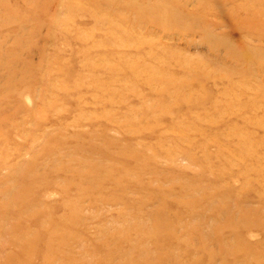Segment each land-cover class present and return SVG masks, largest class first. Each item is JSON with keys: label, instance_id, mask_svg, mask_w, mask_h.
Masks as SVG:
<instances>
[{"label": "rangeland", "instance_id": "374dc122", "mask_svg": "<svg viewBox=\"0 0 264 264\" xmlns=\"http://www.w3.org/2000/svg\"><path fill=\"white\" fill-rule=\"evenodd\" d=\"M0 264H264V0H0Z\"/></svg>", "mask_w": 264, "mask_h": 264}]
</instances>
